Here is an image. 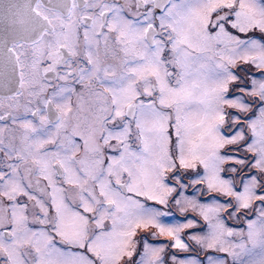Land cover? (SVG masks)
I'll list each match as a JSON object with an SVG mask.
<instances>
[{
  "label": "snow or ice",
  "instance_id": "obj_1",
  "mask_svg": "<svg viewBox=\"0 0 264 264\" xmlns=\"http://www.w3.org/2000/svg\"><path fill=\"white\" fill-rule=\"evenodd\" d=\"M0 264H264V0H0Z\"/></svg>",
  "mask_w": 264,
  "mask_h": 264
},
{
  "label": "rangeland",
  "instance_id": "obj_2",
  "mask_svg": "<svg viewBox=\"0 0 264 264\" xmlns=\"http://www.w3.org/2000/svg\"><path fill=\"white\" fill-rule=\"evenodd\" d=\"M252 71L255 73V75L257 76V78H259L260 73L256 69H254V68L252 69ZM185 194L188 195V196H193V195H196L197 193L195 192V190L193 188H189V189L186 190V193ZM205 199H207V198L205 197ZM148 203L149 204H153V202H148ZM154 206L161 207L162 210H165L163 208V206H159V205H154ZM171 209H170V211L172 212V215L169 216V217H165L163 219L166 222H182L184 220V216H178V215H176V213L173 210H171ZM177 211L179 212L178 209H177ZM190 215H194V214H190ZM201 225H202V221H201ZM188 231H192V230H188ZM195 231L197 233H200L201 232V228H197ZM143 238H145V237H143ZM146 239L148 240L149 243L154 244V245H159L161 243H167L166 239L165 238H162V237L161 238H153L152 236L147 235V238ZM170 251H173V250H170ZM134 259L138 260L139 257H134Z\"/></svg>",
  "mask_w": 264,
  "mask_h": 264
},
{
  "label": "flooded vegetation",
  "instance_id": "obj_3",
  "mask_svg": "<svg viewBox=\"0 0 264 264\" xmlns=\"http://www.w3.org/2000/svg\"><path fill=\"white\" fill-rule=\"evenodd\" d=\"M171 210H173L176 213V215L183 216L180 212L177 211V209L175 207H173ZM141 236L147 238V235L144 233H141ZM185 238L187 239V237H185ZM173 251H175V250H173Z\"/></svg>",
  "mask_w": 264,
  "mask_h": 264
}]
</instances>
